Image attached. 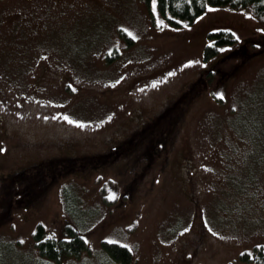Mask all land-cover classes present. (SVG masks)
Instances as JSON below:
<instances>
[{
	"label": "rangeland",
	"instance_id": "1",
	"mask_svg": "<svg viewBox=\"0 0 264 264\" xmlns=\"http://www.w3.org/2000/svg\"><path fill=\"white\" fill-rule=\"evenodd\" d=\"M219 29L238 42L205 60ZM260 29L249 7L176 27L142 0H0V264H118L106 236L130 264H246L264 244ZM39 224L90 252L47 260Z\"/></svg>",
	"mask_w": 264,
	"mask_h": 264
},
{
	"label": "trees",
	"instance_id": "2",
	"mask_svg": "<svg viewBox=\"0 0 264 264\" xmlns=\"http://www.w3.org/2000/svg\"><path fill=\"white\" fill-rule=\"evenodd\" d=\"M142 1L147 5L151 4V0ZM209 4L237 9L249 7L257 19L264 21V0H157L160 12L172 26L176 27L194 23L197 17L206 11ZM122 36L129 43L132 42V39L126 33L123 32ZM209 39L210 43L204 49L205 60H209L216 55L222 46L235 45L238 42L236 35L227 29L211 31ZM45 232V226L39 224L34 237L39 254L47 260L61 263L65 259H77L85 252H90L87 240L71 226L67 227L66 235L63 237L46 236ZM100 247L103 253L113 262L118 264L131 263L132 251L127 246L103 240ZM240 258L246 264H264V244H257L250 251L241 252Z\"/></svg>",
	"mask_w": 264,
	"mask_h": 264
},
{
	"label": "snow or ice",
	"instance_id": "3",
	"mask_svg": "<svg viewBox=\"0 0 264 264\" xmlns=\"http://www.w3.org/2000/svg\"><path fill=\"white\" fill-rule=\"evenodd\" d=\"M209 7L211 8L212 7V5L211 4H209ZM151 8H152V11L153 12H156L157 11V0H151ZM241 11H243V10H241ZM248 15H251L250 13H248ZM197 19H199V17H197ZM160 23H163V20H161L160 21ZM121 27H123V26H121ZM124 31H128V29L127 28H124ZM260 31H262V32H264V29H260ZM129 35H131V33H129ZM237 39H239V37H237ZM226 48L227 47H231L230 45H226L225 46ZM224 49H222V51H223ZM109 52H111V49H109ZM187 63L188 64H192V63H194V61H192V60H189V61H187ZM172 73H169V75H171ZM154 83H158V82H156V81H154ZM216 96H218V97H222L223 96V93H221V92H219V91H217V92H215L214 93ZM110 118V117H109ZM64 119H66V120H69V121H71V123H73V124H78V125H81V126H83V124H84V121H81V120H74V119H72L70 116H68V115H64ZM3 149H0V151H2ZM115 196V193H112V197H114ZM130 226V225H129ZM211 230V229H210ZM66 239H68V237H66ZM104 239L105 240H109L110 238L109 237H104Z\"/></svg>",
	"mask_w": 264,
	"mask_h": 264
}]
</instances>
